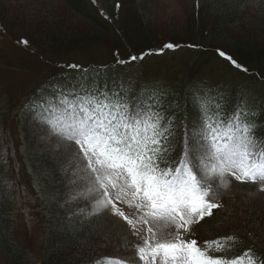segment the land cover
<instances>
[{
    "label": "trees",
    "instance_id": "trees-1",
    "mask_svg": "<svg viewBox=\"0 0 264 264\" xmlns=\"http://www.w3.org/2000/svg\"><path fill=\"white\" fill-rule=\"evenodd\" d=\"M51 1L55 7L57 4L58 7L61 5V10L72 16L73 20H78L70 23L75 28L72 30L74 32L72 37L67 36V32L55 31L63 17L54 15V7H51L50 2L45 4L42 10L40 3L44 2L43 0H0V29L10 37L14 33V38L17 39L15 42L19 48L26 52L33 50L37 53L38 51L42 57H39L38 62L48 64L44 69L45 73L40 74L32 71V68L26 73L27 68L23 70L15 66V72L27 74L30 76L29 80L40 79L25 87L14 101L11 97L2 96L0 93V118H18L22 122L17 115L22 116L23 114L24 116L28 102L39 99L40 96L52 95L50 86L54 84L51 82L59 80L69 87L73 84H90L94 81L101 88L107 85L109 89L114 83L123 82L125 93L131 94L128 96L129 102L134 101L141 88L147 90L155 85L157 89L168 94L165 104L167 110L164 111V115H169L188 125H192L197 120L199 113L191 103L190 90L195 88L207 90V85L196 81L201 64L194 63L190 66L188 63L185 75L170 81L166 79L160 81L158 77L151 79L147 74V69L142 67L144 63L139 64L141 69H128L130 73L122 69L126 64L106 63L84 69L68 67L81 63L79 61L85 56L83 55L80 60H74L70 59L72 54L82 56V50H89L93 46H99L100 43L105 44L107 40L112 46L110 50L120 51L126 59L130 55L139 56L163 49L167 44L187 45L196 54L204 50L223 51L247 69L246 72L241 73L250 75L257 81H261L264 77V0H190L192 2L191 17L177 24L164 35L161 32L164 29L158 26L159 22L138 9L137 0ZM24 3L30 6L33 21L28 15L11 12L10 8L12 9L13 5L21 7ZM114 18L118 20L114 21L116 27L113 31L108 27L106 20H114ZM167 38L169 40H165ZM23 40L28 41L26 46L19 43ZM127 43L134 51L123 52ZM89 45V48H85ZM10 50L11 48L8 51ZM144 56L141 61L147 62L149 57ZM9 58L12 56L7 55L6 58H0V77H5L2 72L5 68L3 66L14 62ZM15 61H17L16 58ZM197 66L200 67L199 70L196 69ZM149 80L153 83L148 84ZM48 84L49 86H46ZM241 88L242 84L235 85V87L232 86L234 90L231 92L225 93L224 91V96L220 94L223 97L221 104L225 114L230 112L225 108L233 106L237 101ZM1 89H6L5 81H0ZM246 97L248 104L254 106L255 122L263 123L264 83L258 85L256 93H246ZM26 127V124L22 123V128L26 129ZM260 133L264 137V128H261ZM35 146H37L36 141L28 136L21 160L27 172H33L35 175L34 180L31 181L34 194L30 196L29 201L37 206L40 205L39 208L34 207L37 213L34 220L41 221L39 224L42 225L45 238L43 248L38 253L30 249L24 250L11 234L17 211L16 199L14 200L11 195L0 202L1 259L6 264H95L97 260L104 257L127 258L133 252L131 249L134 248V244L125 225L117 223L113 216L106 213L85 215L76 212L80 209L89 210L88 202L65 203L61 195L65 179L58 171V165L52 159L51 153L39 150ZM10 163L5 158L0 160V181L11 178ZM164 166L165 164H161V167ZM241 207L243 208L239 209L234 204L226 203L213 215V219L219 224L215 227L203 228V233L207 236L205 241L233 236L238 242L230 252L210 254L223 255L231 259L251 252L264 259V205L252 209L250 206ZM126 248L129 250L124 251Z\"/></svg>",
    "mask_w": 264,
    "mask_h": 264
},
{
    "label": "snow or ice",
    "instance_id": "snow-or-ice-1",
    "mask_svg": "<svg viewBox=\"0 0 264 264\" xmlns=\"http://www.w3.org/2000/svg\"><path fill=\"white\" fill-rule=\"evenodd\" d=\"M19 43L26 46L28 41ZM150 54L121 60L117 53L116 63L130 64ZM218 54L236 69L247 71L225 52ZM50 87L54 94L40 96L28 105L29 111L50 135L75 146L73 151L84 162L85 176L80 179L87 180L89 193L100 194L96 204L125 221L132 234L143 241L142 246L131 249L133 259L142 264H264V259L251 252L232 259L209 254L232 251L238 243L233 236L203 245L184 239L194 224L222 206L209 199L210 178H219L227 188V176L257 185V190L264 192V137L255 136L254 106L247 103L246 93L242 91L232 111L225 114L219 93L190 90L199 115L191 128L180 122L183 147L179 159L168 162L175 124L164 115L168 94L155 85L141 88L132 102L123 82L114 83L111 89L94 81ZM118 204L135 209L137 215L130 218ZM95 214L94 208L89 215ZM150 224L159 225V229ZM141 225L147 226L143 233ZM159 232L166 238H159ZM126 259L104 257L95 264H126Z\"/></svg>",
    "mask_w": 264,
    "mask_h": 264
},
{
    "label": "rangeland",
    "instance_id": "rangeland-1",
    "mask_svg": "<svg viewBox=\"0 0 264 264\" xmlns=\"http://www.w3.org/2000/svg\"><path fill=\"white\" fill-rule=\"evenodd\" d=\"M43 1L44 2L40 3V8H42V10H44L46 6L45 4H49L48 2H50L51 7H54V15L57 17H63L61 19V24L58 25L57 28H55V31H60L62 33L67 32V36L72 37V35H74V32L72 30L75 28L71 26L72 24L70 23H72L73 21L77 22L78 20H73L72 16H69L68 14L63 12L61 10L62 8L60 7L61 5H59L58 7L57 4V7H55V4L51 0ZM191 3L192 2L190 0H137L138 9L146 15H151L153 17V20H157L159 22L158 24L160 25L158 26L164 29L163 31H161L163 32V35L165 32L167 33L168 31L176 27L177 24L183 23L188 20V17H191ZM10 10L11 12H18L17 14H21L24 16L28 15L31 17L30 6L27 3H24L21 7L13 5L12 9L10 8ZM31 20L33 21L32 17ZM116 20H118V18H114V20H106L108 27L113 29V31L116 27V24L114 22ZM44 26L46 27V25ZM12 34V37H10L0 29V58H6L8 55L12 56V58L9 59L14 61L12 63H7V66H3L5 68H3L4 71L2 72L4 73L5 77L1 76L0 81H5L6 89H1L0 93L2 96L5 95L11 97L14 101L17 95H21L25 87L38 82V80L40 79L38 78V80H29L30 76H27V74H18L17 71L15 72V66L21 67L23 70L24 68H27L26 73H28L32 68V71L40 74L44 72V69H46L48 64L44 65L38 62V60L42 58L40 57L38 51L37 53H34L33 50L26 52V50L19 48L17 43L15 42L17 39L14 38V33ZM165 40H169V38ZM110 44L111 43L109 42V40H107L105 44L100 43L99 46H93L89 50H82V56H74L72 54V58L70 59L80 60V58L85 55L83 59L79 61L81 63L74 64L76 66H80L79 68L81 69L90 66L96 67L99 64L106 63H109L111 65L117 64V53L119 54V59L126 60V58H124L125 55L120 53V51L114 52L113 50H110V48H112ZM128 45L129 44L127 43L125 51L123 52L126 53L134 51V49L129 47ZM179 46L181 47L179 49L177 48V50H165L162 54L158 52L155 54L153 53V55L148 56L149 58L147 62L135 61L130 64L124 65L122 69L127 70V73H130V70L128 69H141V65L139 64L144 63L142 67L144 69H147V74H149L151 79L158 77L160 81L164 79H166V81H170L173 79L182 78L185 75V68L188 66V63L190 64V66L194 65V63H198L201 64L199 65L201 68L199 66H197L196 68H200V72L199 75H197L196 81L199 84H205V82L209 80L210 86L213 88L212 91L208 90L209 94L219 93L223 95L224 91L225 93H229L234 90L232 89V86L235 87V85L241 84L242 88L239 89V92L243 91L246 93H256L258 85L260 83H264V77L261 78V81H257L254 77H251L250 75L247 76L241 73V71L236 69L230 61H223L219 59L217 54H215L216 52L214 51L204 50L196 54L195 51L189 49L187 45ZM87 47L89 48L90 45L86 46L85 48ZM9 48H11L10 51H8ZM24 51L26 53H23ZM8 52L10 53L8 54ZM4 54H6V56ZM20 57L25 59H21ZM15 58L17 59V61H15ZM9 59L8 62H10ZM13 70L14 72H11ZM151 82L153 83V81L149 80L148 84H152ZM51 83H53V80ZM20 99L24 100L23 98ZM22 103H24V101H22ZM17 116L22 119V122L18 118H0V160H3V158H5V160L11 162V178H7L5 180L2 179L0 181V202L4 198L11 195L14 200L16 199L17 211L13 220L14 223L11 234H13L19 246H22L24 250L30 249L34 251V253H38L43 248L42 244H44L45 240L44 233H42V225L39 224L41 221L38 222L34 220L36 218L35 214H37L36 208L34 207L39 208L40 205L37 206V204H32L29 201L30 196L34 194L31 181L34 180L35 175L33 174V172H27L28 170L26 167H23V162L21 160L24 151L23 147L28 136L36 141L37 146L35 147L37 149L51 153L52 159H54L55 163L58 165V171H60V174L65 179V186L63 188L64 190H62L63 194H61L65 203L81 204L83 202H88L90 204L89 210L85 211L84 209H80L78 211L76 210V212L87 215L95 208L96 214L106 213L113 216L116 219L115 221L117 223H122L123 225H125L126 229L131 234L134 244L133 247L135 248L138 245L142 246L143 241L132 234V232L129 230V226L125 221L112 215L108 209H103L96 204V200L101 198L100 194L89 193V184L87 180L80 179V177L85 176V172L83 171L84 162H82L77 157L75 151H73L75 146L62 141L55 136L50 135L49 130L34 119V113L30 112L29 109L26 110L24 116H21V114ZM22 123L26 124V129L22 128ZM174 124L175 137L172 140V144L170 145L171 154L166 156V160L168 162L178 160L181 149L183 147V130L180 129L181 127L179 122H175ZM189 128H191V125L189 126ZM224 180L230 181L227 188L223 186V182L220 181L217 177H212L208 181L209 185L211 186V195L209 199L212 202H216L222 205L220 208H222L226 203H230L232 205L234 204V206L239 209L243 208L241 206H250L252 209L256 207L259 208L264 205V192L258 191L257 185H254L252 183H240L227 176L224 177ZM74 181L76 183H74ZM117 206L120 207L130 218L137 215L135 209H129L125 204H118ZM30 207L31 209H29ZM220 208L214 209L211 216L205 217L204 220L200 221L197 224H194L191 228V231L184 236V239H195L199 245H203L207 237L203 233V228H206L208 226L215 227V225L219 224V222H215V220L213 219V215L215 212H218ZM31 210H33V212ZM148 226H151L154 229H159V225L156 224H150ZM146 227L147 226L141 225L140 231L143 233L146 230ZM159 238H166L165 233L159 232ZM134 256V252L127 256L128 259H126V264H142V262H140L138 259H133ZM1 258L2 257L0 256V264H6L5 261Z\"/></svg>",
    "mask_w": 264,
    "mask_h": 264
}]
</instances>
